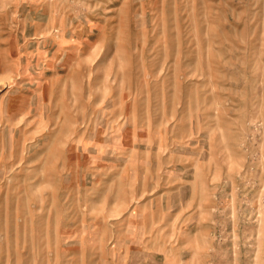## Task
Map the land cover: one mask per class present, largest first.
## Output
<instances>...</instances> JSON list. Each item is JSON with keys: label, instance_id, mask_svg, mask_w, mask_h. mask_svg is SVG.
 I'll return each mask as SVG.
<instances>
[{"label": "rangeland", "instance_id": "374dc122", "mask_svg": "<svg viewBox=\"0 0 264 264\" xmlns=\"http://www.w3.org/2000/svg\"><path fill=\"white\" fill-rule=\"evenodd\" d=\"M0 264H264V0H0Z\"/></svg>", "mask_w": 264, "mask_h": 264}]
</instances>
